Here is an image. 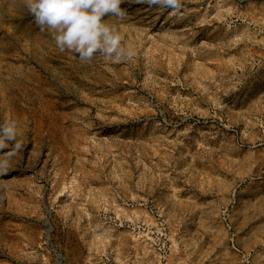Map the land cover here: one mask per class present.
I'll return each instance as SVG.
<instances>
[{"label": "rangeland", "instance_id": "374dc122", "mask_svg": "<svg viewBox=\"0 0 264 264\" xmlns=\"http://www.w3.org/2000/svg\"><path fill=\"white\" fill-rule=\"evenodd\" d=\"M182 5L124 0L132 57L82 65L0 0V264H264V0Z\"/></svg>", "mask_w": 264, "mask_h": 264}, {"label": "clouds", "instance_id": "9594fccd", "mask_svg": "<svg viewBox=\"0 0 264 264\" xmlns=\"http://www.w3.org/2000/svg\"><path fill=\"white\" fill-rule=\"evenodd\" d=\"M124 0H23L33 15L41 32H47L59 53H68L80 64H90L95 57L106 62L120 63L130 59L133 52L123 45V37L115 24L104 20L123 18L126 15L120 5ZM150 8L169 9L178 15L182 0H136ZM19 121L13 118L0 123V176L12 169V161L23 145ZM9 142H13L9 146ZM4 149H8L4 152Z\"/></svg>", "mask_w": 264, "mask_h": 264}]
</instances>
